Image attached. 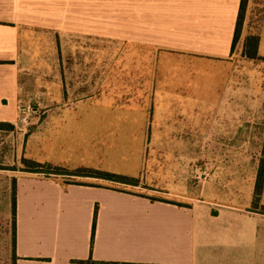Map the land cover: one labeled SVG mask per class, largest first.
I'll list each match as a JSON object with an SVG mask.
<instances>
[{
  "label": "crops",
  "instance_id": "1",
  "mask_svg": "<svg viewBox=\"0 0 264 264\" xmlns=\"http://www.w3.org/2000/svg\"><path fill=\"white\" fill-rule=\"evenodd\" d=\"M240 2L0 0V122L42 109L39 145L76 148L83 166L108 158L91 147L121 139L114 157L135 164L121 168L131 177L155 137L169 168L153 157L149 183L165 201L0 168V264H264V214L251 208L259 164L239 149L264 126V85L240 84L238 65L264 63V5L250 59L232 49Z\"/></svg>",
  "mask_w": 264,
  "mask_h": 264
},
{
  "label": "rangeland",
  "instance_id": "2",
  "mask_svg": "<svg viewBox=\"0 0 264 264\" xmlns=\"http://www.w3.org/2000/svg\"><path fill=\"white\" fill-rule=\"evenodd\" d=\"M249 1V0H248ZM257 3V5L251 6V13L249 17V25H252L251 31H258L257 27L259 25L261 17V9L264 5V0H252ZM248 11V3H247V10ZM244 24V23H243ZM254 27V28H253ZM243 28V26H242ZM234 51H236L239 55L242 53V46L239 42H237L233 48ZM239 77H240V84H250V85H257V86H263L264 85V63H251L246 61L245 59L240 58L239 62ZM29 116L27 121H22V111L18 110V116L16 118V124L15 129L13 131H3L0 129V165L3 166H9L13 167L12 169H20L23 167L21 163V157H27V158H34L35 160L39 162H48L52 165H59L66 167L68 169H74L78 168L83 165H76L78 164L80 158H77L78 155L76 153L77 149L74 148V150L71 151H64L61 147H56V145H52L51 149L46 146H40L38 137H40L39 134V127H38V116L43 111L42 109H33V105H29ZM8 128V127H7ZM21 128V129H19ZM252 136L251 137H240V155L241 153L248 151L249 154L254 155V160L258 164L260 163V160L264 158V126H256L251 130ZM55 134L54 127L48 131L46 134L47 136ZM107 134V132H106ZM29 137H33L29 139ZM101 137V136H98ZM166 139L167 137H161ZM120 139V138H119ZM155 137H146L145 145L143 146L144 150V160L142 161L143 164L141 175L135 176V178L138 179V183L136 185H128V184H120L104 179H93V178H81V177H74V176H62V175H51L57 179H59L62 182L68 183L71 181H81L86 183H93V184H101V185H107L112 186L117 189H126L130 190L136 193L145 194L149 197H153L154 199H165L166 195L164 194V190L157 187L155 183H149V178L152 174V170L156 169V164H153L154 159H156L157 162H159V169L164 170L165 174L169 170L168 168V161H163L162 156L156 157L153 155V148L152 146L155 145L154 142ZM116 137L107 136V139L103 143H99V147L97 148L91 147L92 151H105L107 153L108 158H94L93 161L90 163L92 166H86L85 167H92L95 169L108 171L116 174H122L121 168L123 169L126 166H129L128 159H119L116 156L115 153L117 150L120 151L122 148L119 147L121 144V139L118 141L119 145H116ZM117 147V148H116ZM57 148V149H56ZM110 152V153H109ZM88 153V152H86ZM100 154V153H98ZM160 158V159H159ZM127 162V163H125ZM130 167L134 168L135 164H131ZM138 167V166H137ZM112 168V169H107ZM208 173V172H207ZM38 176H44L42 173H37ZM126 175V174H122ZM198 173L193 174L192 181H203L200 179H195V176H198ZM209 176H207L208 178ZM144 179V180H143ZM147 181V182H146ZM169 184V183H167Z\"/></svg>",
  "mask_w": 264,
  "mask_h": 264
},
{
  "label": "trees",
  "instance_id": "3",
  "mask_svg": "<svg viewBox=\"0 0 264 264\" xmlns=\"http://www.w3.org/2000/svg\"><path fill=\"white\" fill-rule=\"evenodd\" d=\"M247 3L248 0H241L240 2V9L237 17V22L234 30V36L232 41V49L234 48L235 44L238 42L241 32L242 26L244 23L245 13L247 10ZM258 42H259V35L257 32H250L243 43V51L242 54L250 59L258 58L257 50H258ZM1 126H8L9 130L15 129L14 125L10 123L0 122ZM21 163L23 165L22 170L33 172V173H42L44 176L49 177L51 175H62V176H74V177H81V178H99L104 179L120 184H128V185H136L138 183V178L131 177L128 175L116 174L108 171H103L99 169H95L92 167H85L80 166L74 169H68L63 166H55L48 162H39L34 158H27L22 156ZM0 168H10L13 167L3 166L0 165ZM65 183V182H64ZM69 184H87L81 181H71L68 182ZM264 186V158L260 160L256 178H255V185L253 191V199L251 208L252 210L264 214V204L261 202V194L262 189ZM149 199L156 200L153 197H148ZM161 200V199H159ZM165 201V200H164ZM16 213V199H15V180H12V216L15 219ZM96 221V210L94 213V219L92 224V232L94 231ZM13 234L15 235V224L13 222ZM13 261H15V256H12Z\"/></svg>",
  "mask_w": 264,
  "mask_h": 264
},
{
  "label": "built area",
  "instance_id": "4",
  "mask_svg": "<svg viewBox=\"0 0 264 264\" xmlns=\"http://www.w3.org/2000/svg\"><path fill=\"white\" fill-rule=\"evenodd\" d=\"M19 110L22 111V113H21L22 114V116H21L22 121H27L28 116H29L30 107L27 106V107H24V108H20ZM207 176H209V174L206 173V172H203V173L199 174L198 176H195V179L202 178L200 180H203V179L205 180L207 178Z\"/></svg>",
  "mask_w": 264,
  "mask_h": 264
}]
</instances>
